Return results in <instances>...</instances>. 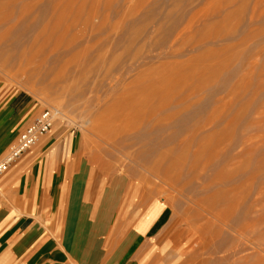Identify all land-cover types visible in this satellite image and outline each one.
Segmentation results:
<instances>
[{
	"label": "rangeland",
	"instance_id": "1",
	"mask_svg": "<svg viewBox=\"0 0 264 264\" xmlns=\"http://www.w3.org/2000/svg\"><path fill=\"white\" fill-rule=\"evenodd\" d=\"M47 108L74 247L161 205L165 263L264 264V0H0V161Z\"/></svg>",
	"mask_w": 264,
	"mask_h": 264
},
{
	"label": "crops",
	"instance_id": "2",
	"mask_svg": "<svg viewBox=\"0 0 264 264\" xmlns=\"http://www.w3.org/2000/svg\"><path fill=\"white\" fill-rule=\"evenodd\" d=\"M7 143L8 140L0 143V157L6 153ZM52 156L45 169L34 168L35 163L31 166L32 159L28 158L0 176V264H168L163 261L166 242L157 243L167 223L161 205L149 206L140 214L133 210L125 222L120 212L115 224L119 226L113 227L115 241L118 234H123L119 237L122 242L118 249L107 248L108 251L105 233H97L103 227L106 232L105 227L111 224L109 216L101 217L103 221L100 218L90 230L97 235L93 236L92 246L90 238H82L85 243L82 242L81 248L74 247L69 217L60 216L58 212L64 193L68 192L63 183L65 175L56 165L52 168L51 161L57 163L56 153ZM77 204L78 209L82 207V202L77 201ZM130 208L136 209V206ZM106 234L110 236L111 232ZM101 237L104 242L97 246Z\"/></svg>",
	"mask_w": 264,
	"mask_h": 264
},
{
	"label": "built area",
	"instance_id": "3",
	"mask_svg": "<svg viewBox=\"0 0 264 264\" xmlns=\"http://www.w3.org/2000/svg\"><path fill=\"white\" fill-rule=\"evenodd\" d=\"M60 112L47 108L38 114L20 133L10 152L0 161V176L6 173L22 156L36 147L51 132Z\"/></svg>",
	"mask_w": 264,
	"mask_h": 264
}]
</instances>
